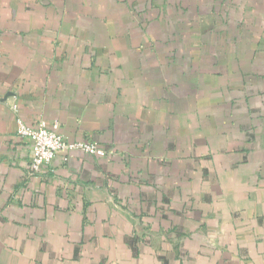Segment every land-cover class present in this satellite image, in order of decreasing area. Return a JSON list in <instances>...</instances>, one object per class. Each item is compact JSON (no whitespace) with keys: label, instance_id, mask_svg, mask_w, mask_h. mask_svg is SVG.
<instances>
[{"label":"crops","instance_id":"crops-1","mask_svg":"<svg viewBox=\"0 0 264 264\" xmlns=\"http://www.w3.org/2000/svg\"><path fill=\"white\" fill-rule=\"evenodd\" d=\"M0 264H264V0H0Z\"/></svg>","mask_w":264,"mask_h":264},{"label":"built area","instance_id":"built-area-1","mask_svg":"<svg viewBox=\"0 0 264 264\" xmlns=\"http://www.w3.org/2000/svg\"><path fill=\"white\" fill-rule=\"evenodd\" d=\"M16 135L31 146L29 175H35L49 166L59 152L79 151L95 157L108 155L107 151L91 142H68L55 124L48 126L42 122L34 129L18 120Z\"/></svg>","mask_w":264,"mask_h":264}]
</instances>
